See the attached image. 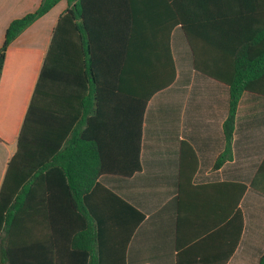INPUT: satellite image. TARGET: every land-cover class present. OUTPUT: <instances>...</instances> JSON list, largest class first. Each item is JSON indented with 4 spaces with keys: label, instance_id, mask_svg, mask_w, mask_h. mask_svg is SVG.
<instances>
[{
    "label": "crops",
    "instance_id": "1",
    "mask_svg": "<svg viewBox=\"0 0 264 264\" xmlns=\"http://www.w3.org/2000/svg\"><path fill=\"white\" fill-rule=\"evenodd\" d=\"M224 1L74 0L71 27L69 21L59 27L57 74L51 79L50 90L43 89L40 97L45 117L39 160L44 166L50 155L61 159L63 145L76 142L104 147L108 161L123 160L127 147L134 156L141 116V170L131 177L103 174L95 184L144 215L127 246L126 264H187L178 263L177 253H229L236 241L226 264H259L264 255V194L249 187L233 210L232 186H249L264 161V96L242 95L236 113L233 159L214 169L225 148L223 125L230 91L226 84L194 69L192 48L182 24H178V18H184L191 32L215 31L223 39V4L219 3ZM41 2L0 0V48L10 23L36 11ZM68 8L66 0L60 1L9 47L4 77L6 111H15L16 100L22 98L20 126L55 30ZM209 16L216 17L215 27L208 26ZM31 57L38 70L28 80L23 78L22 68L24 59ZM22 82L26 88L23 97L16 92ZM146 98L150 100L143 109ZM182 142L194 149L198 169L192 180L194 188L186 186L180 197ZM16 151V138L10 144L0 140V195ZM59 176L41 168L39 177L27 178L18 201H0V264H10L2 262L4 253H12L14 264H49L48 253H90L50 250L51 243L60 247L67 241L56 233L58 224L51 226L49 196L51 192L58 208L63 193ZM92 189V207L106 208L103 198L110 202L111 197L101 189L96 191L95 186ZM180 202L185 225L181 240L188 244L183 243L187 246L178 252ZM92 218L97 234L98 220ZM75 222L85 227L84 231L90 230L88 219ZM108 223L103 220L105 230L110 231ZM82 241L85 246L88 240H80V246ZM63 261L58 264H77L71 257Z\"/></svg>",
    "mask_w": 264,
    "mask_h": 264
},
{
    "label": "trees",
    "instance_id": "2",
    "mask_svg": "<svg viewBox=\"0 0 264 264\" xmlns=\"http://www.w3.org/2000/svg\"><path fill=\"white\" fill-rule=\"evenodd\" d=\"M60 1L62 0H42L36 11L13 20L6 30L5 40L0 48V140L10 144L15 138L17 139V151L9 164L0 201L4 199L6 203H9L14 198L15 201H18L21 198L19 193L24 192L27 178L39 177L41 168H44L48 173L61 174L62 176L58 177V183L63 185V193L60 195L62 199H58L59 205L58 208H55L56 204L50 192V215L53 219L51 226L58 224V226L56 225L58 228L56 233L63 238L65 236L67 241L61 243L62 246L60 247L56 242L51 243L50 250L53 251L57 248L67 251L89 250L90 253H48L49 264L64 263L65 257H71L77 264H126L127 246L137 226L144 220V215L118 195L106 190L99 184H95L96 180L103 174L131 177L141 170V116L134 156H132V148L127 147L128 154L123 156V160L108 161L104 155V147L91 143L83 145L76 142V144L72 143L68 146L63 145V151L59 152L61 159L50 155L49 161H46L44 166L39 160L41 157V134L43 132L41 123L45 117L40 109L41 92L43 89L50 90L51 79L56 77L57 33H59V27L66 21H69V27H71L73 20L71 6L74 0H66L69 8L60 19L55 30L52 44L38 73L32 99L21 126L22 98L16 100L15 111H6L5 94L7 89L4 77L7 73L9 47L17 37L46 15ZM220 4H223V23L221 26L225 27L226 32L223 39H219L220 35L218 36L215 31L206 34L191 32L189 23L184 18H178V24H182L192 48L194 69L226 84L230 91L229 112L223 125L225 148L218 156L214 169L220 168L233 159L232 143L236 113L242 95L245 92H251L264 96V0H225ZM207 22L210 27L217 25L214 16H209ZM192 29L195 30V28ZM34 59L33 57L24 59L23 78L32 80L36 76L38 63ZM24 85L22 82L17 86L18 96H24L26 92ZM149 100L148 98L145 99L143 109H146ZM64 134L59 138L60 143L65 138ZM85 138L87 137L85 136ZM86 141L88 142L87 139ZM197 169L198 158L194 149L189 143L182 142L180 146V197L186 186L194 188L192 180ZM94 186L96 191L101 189L111 197L110 202L103 198L104 196L101 197L106 201L104 205L106 208H103V205L97 206L96 209L92 207L91 198L94 195L92 189ZM232 186L235 189L233 210H237L238 202L249 187L264 194V161L249 186L244 184H233ZM52 207H54L53 210ZM178 212L177 250L179 252L187 246L183 243L188 244L187 241L181 240V232L183 233V227L185 228L183 219L181 220V202ZM93 216L98 220L97 234ZM205 216L202 214V217ZM237 217L235 214V221ZM77 219H88L90 230L84 231L83 228L85 227L76 224ZM104 219L109 220L107 225L111 228L110 231L105 230L108 228L103 224ZM99 220L102 222L101 224H99ZM226 220L228 217H225V223ZM184 236L186 237V235ZM82 239H87L89 244L87 241L86 245L82 246V241L80 246L79 241ZM236 245L237 241L234 242L230 252L234 251ZM96 249L98 253H94ZM230 252L216 253L213 256L206 255L208 253H177V258L178 263L185 261L187 264H226L232 254ZM4 261L14 264L12 253H4L2 262ZM259 264H264V255Z\"/></svg>",
    "mask_w": 264,
    "mask_h": 264
}]
</instances>
